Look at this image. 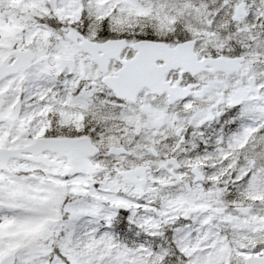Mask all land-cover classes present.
<instances>
[{
    "label": "snow or ice",
    "instance_id": "snow-or-ice-1",
    "mask_svg": "<svg viewBox=\"0 0 264 264\" xmlns=\"http://www.w3.org/2000/svg\"><path fill=\"white\" fill-rule=\"evenodd\" d=\"M0 264H264V0H0Z\"/></svg>",
    "mask_w": 264,
    "mask_h": 264
}]
</instances>
